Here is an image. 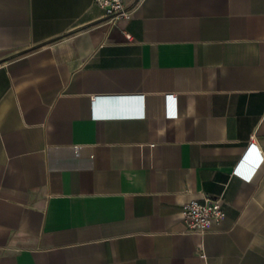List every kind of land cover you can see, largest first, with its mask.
I'll list each match as a JSON object with an SVG mask.
<instances>
[{
    "label": "crops",
    "instance_id": "obj_1",
    "mask_svg": "<svg viewBox=\"0 0 264 264\" xmlns=\"http://www.w3.org/2000/svg\"><path fill=\"white\" fill-rule=\"evenodd\" d=\"M124 3L0 0V264H264V0Z\"/></svg>",
    "mask_w": 264,
    "mask_h": 264
},
{
    "label": "built area",
    "instance_id": "obj_2",
    "mask_svg": "<svg viewBox=\"0 0 264 264\" xmlns=\"http://www.w3.org/2000/svg\"><path fill=\"white\" fill-rule=\"evenodd\" d=\"M109 19H119L128 15L124 0H94ZM183 221L188 233H206L213 224H218L224 217L222 197L202 195L185 203L181 209Z\"/></svg>",
    "mask_w": 264,
    "mask_h": 264
},
{
    "label": "water",
    "instance_id": "obj_3",
    "mask_svg": "<svg viewBox=\"0 0 264 264\" xmlns=\"http://www.w3.org/2000/svg\"><path fill=\"white\" fill-rule=\"evenodd\" d=\"M108 18H110V16H106L104 19H108ZM63 36H64V35H60V36L55 37V38H53V39H50V40H48V41H45V42L39 43V44H37V45L31 46V47H29V48H27V49H24V50H22V51H19V52H17V53H14V54H12V55H9V56H7V57H5V58H3V59H0V64L3 63V62H5V61H7V60H9V59H12V58L18 56V55H21V54H23V53H26V52H28V51H30V50H33V49H36V48H38V47H40V46H43V45H45V44L51 43V42H53V41H55V40H57V39H59V38H61V37H63Z\"/></svg>",
    "mask_w": 264,
    "mask_h": 264
}]
</instances>
